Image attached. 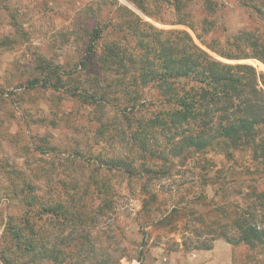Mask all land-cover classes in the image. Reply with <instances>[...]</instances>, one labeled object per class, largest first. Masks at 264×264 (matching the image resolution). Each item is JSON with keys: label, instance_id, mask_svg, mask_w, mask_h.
<instances>
[{"label": "rangeland", "instance_id": "374dc122", "mask_svg": "<svg viewBox=\"0 0 264 264\" xmlns=\"http://www.w3.org/2000/svg\"><path fill=\"white\" fill-rule=\"evenodd\" d=\"M211 1L216 10L206 14L202 0H0V264H264V251L218 234L220 206L233 213L249 204V178L264 190L262 159L247 148L227 158L213 146L169 157L168 172L146 178L128 133L147 111L112 106L122 85L97 61L115 44L145 68L159 60L154 40L166 45L185 30L217 60L264 76L260 58L220 56L184 23L212 19L206 39L255 53L230 37L264 36V20L238 0ZM251 4L264 19V0ZM94 79V97H83Z\"/></svg>", "mask_w": 264, "mask_h": 264}, {"label": "trees", "instance_id": "16d2710c", "mask_svg": "<svg viewBox=\"0 0 264 264\" xmlns=\"http://www.w3.org/2000/svg\"><path fill=\"white\" fill-rule=\"evenodd\" d=\"M238 1L264 20L260 17L261 9L251 4L254 0ZM134 5L139 7V4ZM202 6L206 14L216 10L211 0H202ZM221 6L222 3H218V7ZM122 9L134 15L128 7L122 6ZM184 23L195 31L203 45L220 56L239 58L253 55L264 62L262 34L255 36L241 29L238 32L241 35L230 39L234 43L239 38L244 43L249 40L256 54L247 50L234 53L215 46V38L206 39L213 33L212 19L198 22L189 19ZM199 24L200 29L196 27ZM175 33L173 40L166 45L154 40V52L159 54V60L151 65L146 63L145 68L133 65L130 59L125 58L124 50L115 44L106 46L97 58L99 68L113 71L114 81L120 83V88L122 85V96L115 99L118 106H112L118 107L119 111L120 108L126 110L136 106L138 110L147 111V116L136 119L135 128L128 133L130 144L143 153L141 165L146 178L168 172L169 157L186 158L213 146L220 147L227 158L233 149L247 148L253 159L264 162V88L260 86L261 80L264 83V76L249 64H228L217 60L197 46L185 30ZM228 43L225 41L224 44ZM128 74L132 79L125 81ZM98 81L91 80L85 86L88 88L79 89L86 94L83 97H94L96 92L87 94V89H91L93 84L99 85ZM146 85L153 92L150 97L143 92ZM149 143L154 144L153 147L149 148ZM163 143L170 145L167 155L160 148ZM115 162L120 164L123 161ZM254 180L256 177L248 179L252 192L247 195L250 202L245 209H235L231 213L224 205L219 207L225 222L218 234L227 243H244L264 251V190L256 192L251 182ZM226 184L227 180L221 187Z\"/></svg>", "mask_w": 264, "mask_h": 264}]
</instances>
